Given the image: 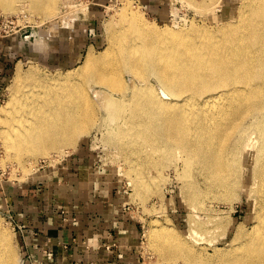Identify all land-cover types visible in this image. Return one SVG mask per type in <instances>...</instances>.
Listing matches in <instances>:
<instances>
[{"label": "bare ground", "instance_id": "6f19581e", "mask_svg": "<svg viewBox=\"0 0 264 264\" xmlns=\"http://www.w3.org/2000/svg\"><path fill=\"white\" fill-rule=\"evenodd\" d=\"M58 1L0 0V7L4 12L37 13L42 20L57 14ZM239 1L237 17L214 29L193 23L178 29L158 28L123 1L117 22L104 23L109 40L104 55L96 56L89 48L82 62L61 77L25 72L17 63L10 98L0 108L5 151L29 172L25 158L37 160L75 146L96 124V106L86 88L91 82L111 91L108 95L99 89L93 95L103 98L104 120L112 125L109 134L119 147L144 155L147 165H153L156 157L181 156L176 175L188 190V204L199 211L202 196L211 189L218 188L226 196L240 186L242 154L254 148L248 153L256 182L251 181L249 190L257 193L259 205L251 225H239L232 240L214 246L213 254L196 242L200 231L195 213L189 216L191 240L163 222L148 231L147 241L172 262L264 264V0ZM21 37L36 52L44 48L42 35L31 31ZM251 133L256 135L255 143L248 141ZM49 167L38 176L60 170ZM143 182L138 172L133 184ZM207 256L213 258L210 263ZM0 264H22L10 231L1 222Z\"/></svg>", "mask_w": 264, "mask_h": 264}, {"label": "rangeland", "instance_id": "374dc122", "mask_svg": "<svg viewBox=\"0 0 264 264\" xmlns=\"http://www.w3.org/2000/svg\"><path fill=\"white\" fill-rule=\"evenodd\" d=\"M123 1L127 2L130 11H137L147 22L157 25L158 28L170 26L174 29L187 27L190 23L214 29L220 26L224 20L237 17L238 9L236 8L240 2L239 0H224L217 6L215 0L209 2L208 0H190L191 2H188L189 0H59L55 5L57 14L47 19L41 20L39 14L25 12L26 20L29 23L26 29L43 35L47 31V25L55 24L65 32L64 36H61V32L58 33V36L55 33V38L48 40L45 34L46 46L44 45V48L38 52L24 45L17 63L25 72L33 70L47 76L61 77L66 71L74 70L82 62L89 48L94 51L96 56L104 55L103 50L109 43L104 23L107 21L117 22L116 19H119L117 15ZM0 12L16 14L19 11L4 12L0 7ZM116 24L115 26L118 27ZM76 28L79 30L76 31ZM83 29H85L84 33H87L88 30L87 36L85 35L86 42L77 49L76 37L84 36ZM69 37L71 38L69 39ZM16 65L4 84L0 108L10 98L9 87L13 82ZM124 74L128 75L126 72ZM150 80L157 89L156 91L159 92L160 85L158 82L152 76ZM86 88L92 95L97 109V111L95 109L96 124L90 128L89 132L82 138H78L75 146L63 147L59 153L49 152L50 156L38 157L37 160L26 161V158H23L25 160L24 166L30 169L29 172L25 171L26 169L19 166L10 157L0 138V180L2 182L5 181L14 185L25 182L34 176V178L41 177L38 176V173L47 167L50 168L49 165H55L62 171L70 156L81 146L89 154L87 163L93 177L106 185L113 195L116 193L120 195L123 213L137 227V242L134 253V262L137 264H184L182 259L175 262L164 259L152 247L148 246V231L156 223L170 222L183 238L191 240L190 218L196 214L194 218L199 222L200 231L196 242L205 248L207 254H213L214 246L223 247L231 241L239 225L248 227L252 224L255 211L259 205L257 193L254 190L252 192L251 189L249 190L252 183L256 182L251 173L253 162L248 153L254 148L245 149L242 154L243 165L240 167V186L232 189L231 194L228 192L226 196L222 195V190L218 188L211 189L204 194L205 197L202 196L203 202L201 204L203 206H201L203 208H200L199 211V208L195 209L188 204L189 201L185 197L188 190L183 187L184 181L176 175V171L182 167L181 156L175 153L168 158L156 157L153 165H147L144 162V155L137 156L127 148L119 147L109 134L113 129L112 125H109L108 119L104 120L107 113L106 108L104 109L105 106L101 104L103 98L93 95L94 91L99 89L106 91L105 94L108 95L111 91L106 86L94 82L86 85ZM254 135V133L249 134L248 141H255L256 135ZM176 156H178V160ZM173 157L176 160H173ZM175 166L178 167L175 168ZM60 170L51 176H59ZM138 172L142 173L144 182L136 185L133 184V180ZM181 188L183 191L180 190ZM0 222L10 231L17 257L22 260L21 245L12 215L0 209ZM205 259L208 260V263L213 260L210 256L209 258L208 256L205 257Z\"/></svg>", "mask_w": 264, "mask_h": 264}, {"label": "crops", "instance_id": "0c3cea01", "mask_svg": "<svg viewBox=\"0 0 264 264\" xmlns=\"http://www.w3.org/2000/svg\"><path fill=\"white\" fill-rule=\"evenodd\" d=\"M54 25H47L41 34L45 41L54 39L55 33L64 36ZM84 30L83 37H76L77 49L86 42L88 30ZM21 36L22 32L0 38V100L27 46ZM88 157L80 146L58 177L30 178L14 185L0 180V209L12 215L16 228H22H17L22 264H137V227L123 213L120 195H113L93 177Z\"/></svg>", "mask_w": 264, "mask_h": 264}, {"label": "built area", "instance_id": "2783aa9c", "mask_svg": "<svg viewBox=\"0 0 264 264\" xmlns=\"http://www.w3.org/2000/svg\"><path fill=\"white\" fill-rule=\"evenodd\" d=\"M25 14L26 13H24L23 11H19L16 14H6L0 12V38L10 37L24 31L29 26ZM63 220H68V217L64 216ZM17 228L20 231L22 230V228L18 225ZM113 246H115L114 243L107 245L106 248L109 249L110 247Z\"/></svg>", "mask_w": 264, "mask_h": 264}, {"label": "water", "instance_id": "95a60500", "mask_svg": "<svg viewBox=\"0 0 264 264\" xmlns=\"http://www.w3.org/2000/svg\"><path fill=\"white\" fill-rule=\"evenodd\" d=\"M30 34H31V29H25L24 31H22V36L30 35Z\"/></svg>", "mask_w": 264, "mask_h": 264}]
</instances>
